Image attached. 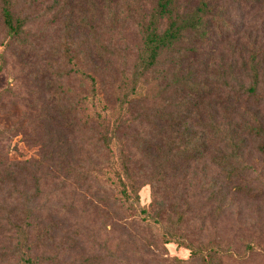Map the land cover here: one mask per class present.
Returning a JSON list of instances; mask_svg holds the SVG:
<instances>
[{
    "label": "rangeland",
    "instance_id": "1",
    "mask_svg": "<svg viewBox=\"0 0 264 264\" xmlns=\"http://www.w3.org/2000/svg\"><path fill=\"white\" fill-rule=\"evenodd\" d=\"M15 1L18 14L25 19L26 24L20 36L12 40L0 23V164L37 159L41 153L48 157L50 152L57 150V146L68 143L71 149L62 147L56 153V158L60 162L65 156L66 163L72 166L79 160L80 153H83L82 159L84 154L92 153L91 143L98 129L89 120L86 124L84 118L80 130H63L66 122L52 120L56 116L54 107L43 106L42 101L47 103V85L55 81L58 72L64 74L71 68L62 59L64 48L68 47L69 55L74 59L71 65L74 71L69 74L64 85L69 86L74 93L80 90L90 99L95 94L113 118L117 109L115 93L121 86H131V77L138 65L142 47L140 26L148 18L156 0ZM205 1L214 12L222 14L230 28L228 38L214 41L211 45L212 54L202 59L204 62L209 61V85L220 83L223 71L242 82L243 77L253 78L255 73L251 72L247 64L250 60L257 69V78H253V82L258 88V99L253 101L244 98L241 102L231 103L225 101V94H221L220 98L212 96L200 100L199 109L213 104L215 114L222 122H230L237 127L239 133L236 140L244 143L239 153L240 161L249 168V189L253 193L262 190V196L255 201L252 196L239 193V190L233 191L239 184L233 187L226 185L221 172L210 165L207 157L187 168L173 167L175 178L168 175L164 181L158 177L156 182V173L151 170L145 174L135 171L132 175L139 187L140 206L146 207L151 213L160 212L163 222L177 219L173 212L176 196L180 195L191 204L188 212L182 201L179 202L181 211L185 212L181 232L188 241L202 245L212 242L221 249L231 251L232 255L216 256L212 264H264V155L256 149L263 141L246 136L244 131L246 124L254 121L264 127V0ZM190 3L195 8L199 0H190ZM95 41L107 46L112 54L93 67L87 60V52L95 51ZM189 66L197 72L193 80H201L206 63L199 60ZM170 70L175 73L179 71L181 75L187 72H180L177 66ZM85 75L93 77L95 84ZM38 76L39 80H36ZM224 76L227 77V73ZM151 80L150 74L143 76L140 90L154 98L165 87V81L158 82L162 86L157 84L155 87ZM245 83L248 86L249 80ZM235 87L239 90L237 84ZM142 108L139 104L127 117L131 118L133 113ZM140 131H145L143 125L128 123L119 133L123 144H117L112 154H100L95 163L108 166L118 149L133 153L127 141ZM61 166L57 164L52 173L47 174L56 177L62 175V171L58 172ZM85 167V171L90 170V166ZM100 167L96 165L97 169ZM41 185L33 205L46 214L48 212L49 221L59 229L50 234V238L55 239L54 243L49 242V237H44V231L30 234L27 243L31 246L33 258L41 264H75L78 258L87 255L102 260L100 264H110L119 258L114 249L125 241V236L120 229L107 225L101 210L92 206L83 213L82 204H75V212H66L79 197V190L71 181L49 178L42 181ZM18 192H24L27 196L36 194L31 181L23 187H12L10 182L0 177V223L3 225L6 218L10 217L7 212L12 206L23 207L24 199L19 197ZM220 192L225 195L224 203L230 206L217 214L216 208L220 201L210 205L207 200L213 193ZM3 227L4 230L10 229V225ZM78 227H81V232ZM145 227L142 224V229L145 230ZM77 232L80 235L76 236ZM142 233L149 236L146 232ZM7 235L0 238V253L10 255L16 241L15 238H8L14 237L12 234ZM58 245L62 246L61 252L59 247L56 248ZM163 255L174 259L172 264H184L191 252L181 245L168 243ZM0 264L20 262L12 256L6 263L0 261Z\"/></svg>",
    "mask_w": 264,
    "mask_h": 264
},
{
    "label": "trees",
    "instance_id": "2",
    "mask_svg": "<svg viewBox=\"0 0 264 264\" xmlns=\"http://www.w3.org/2000/svg\"><path fill=\"white\" fill-rule=\"evenodd\" d=\"M0 23L10 39L15 40L20 36L26 21L18 14L15 0H0ZM140 30L142 47L138 65L132 74L131 86H121L116 91L117 94L115 93L117 109L113 118L95 94L90 99L81 94L80 90L74 93L69 86L64 85L69 74L74 71L71 66L74 59L69 55L68 47L64 48L62 59L65 60V65L71 68L64 74L58 72L55 75V81L46 87L47 103L45 100L42 103L46 108L54 107L56 116L52 120L67 123L62 127L63 130H80L84 118L86 124L92 122L98 129L95 130L96 135L91 143L93 151H87L89 155L84 154L83 159V153H80L79 160L70 166L66 163L65 156L60 162L56 158V153L62 147L71 149L70 144L63 143L57 146V150L50 152L48 157L41 153L37 159L0 164V177L10 182L12 187H23L31 181L36 192L34 196L18 192L19 197L24 199L23 207L14 205L7 212L10 217L6 218L5 225H10V229L4 230L5 225L0 223V238H5L7 233H10L14 237L8 238H15L16 241L12 254L0 253L1 262L6 263L8 258L15 256L20 264H41L31 256V246L27 241L32 232L44 231V237L50 238V234L59 229L49 221L48 212L46 214L33 205L42 186L41 182L49 178L58 181L60 178L69 180L79 190L77 201L66 210L67 213L76 211L75 204H82L83 213L93 206L102 211L107 225L122 231L125 241L114 249L119 254V260L111 261L110 264H172L175 260L163 255L168 243L181 245L191 252L190 258L184 264L196 261L212 264L216 256L226 257L231 254L230 250L221 249L212 242L202 245L188 241L181 232L185 212L181 211L179 202L182 201L188 212L191 204L180 195L175 197L173 212L177 219L172 222H163L160 212L151 213L146 207H141L139 187L132 173L137 171L145 174L151 170L156 173V182L158 177L164 181L168 175L175 178L173 167L187 168L207 157L210 165L221 172L226 185L239 184L233 191L239 190V193L247 197L252 196L255 201L261 198L262 190L253 193L249 189V168L240 161L239 153L244 143L236 140L239 133L237 127L230 122H222L215 114L213 104L199 109L200 100L212 96L220 98L221 94H225V101L231 103L241 102L244 98L256 101L258 88L253 78H257V69L252 61L248 60L251 72L255 73L253 78L243 77L242 82L231 77V73L223 71L221 82L209 85V61L204 62L202 59L212 54L211 45L214 41L228 38L230 28L222 14L214 12L205 0H199L195 8L191 7L190 0H156L148 18L141 23ZM93 48L94 52H87V60L93 67L104 62L105 56L112 54L107 46L98 41L94 42ZM1 59L3 60V56ZM199 60L206 63L202 71L204 75L201 80L194 81L197 72L189 65ZM176 66L180 72H187L181 75L179 71L177 74L170 70ZM225 73L227 77L224 76ZM148 74L151 75L155 87L157 84L162 86L158 82L165 81V87L154 98L141 93L140 90L141 78ZM85 76L95 84L93 77ZM35 79L39 80V76ZM246 80H249L248 86ZM236 84L239 90L236 89ZM172 89L174 92L171 93ZM139 104L143 108L128 118L132 109ZM128 123L145 127V131L137 132L127 141L129 148L134 152L116 148L117 155L113 156L108 166L95 163L100 154H112L117 144H123L119 133ZM246 125L245 130L243 129L246 136L263 141L256 149L259 154L264 155V127L256 121ZM59 163L62 166L58 168V172L62 171V175L56 177L47 174L52 173ZM96 165L102 167L97 169ZM85 166H90V170L85 171ZM224 196L221 192L213 193L207 200L210 205L220 201L216 208L217 214L230 206L229 203H224ZM142 224L146 226L145 230L142 229ZM77 229L81 232V227ZM80 232H77L76 236L80 235ZM142 232L148 233L149 236L143 235ZM49 242L54 243L55 239L50 238ZM58 247L61 252L62 246L58 245L56 248ZM145 256L148 257L144 260ZM76 261L75 264L102 262L96 260L93 255L81 256Z\"/></svg>",
    "mask_w": 264,
    "mask_h": 264
}]
</instances>
